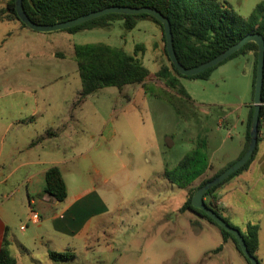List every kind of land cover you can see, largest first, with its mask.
Masks as SVG:
<instances>
[{
    "label": "rangeland",
    "instance_id": "obj_1",
    "mask_svg": "<svg viewBox=\"0 0 264 264\" xmlns=\"http://www.w3.org/2000/svg\"><path fill=\"white\" fill-rule=\"evenodd\" d=\"M218 1L229 4L247 18L263 0ZM6 3L7 0H0V8ZM20 27L18 21H0V115L32 116L29 101L33 108L37 106L28 94L32 89L40 108L35 118L37 127L57 122V129L60 119L71 118L72 138L80 143V150L89 149L94 137L98 140L100 147L90 155L96 166L101 167V175L95 173L89 162L81 163L84 184L94 182L108 190L110 197L127 198V207L144 208L127 222L130 226L121 237L127 243L138 233L130 244L141 252L137 258L123 262L248 264L232 241H224L219 227L189 210L182 211L187 192L166 180L164 173L173 172L191 154L197 156L191 172L205 171L209 162L218 168L242 148L246 132L242 121L254 103V55L228 60L208 80L181 78L189 100L155 76L154 64H161L155 58L154 62L143 61L154 72L144 86H128L124 91L103 89L77 105L82 79L74 59L76 45L103 43L122 48L130 55H134L137 45L142 50L146 47L145 56L154 57L153 44L160 28L150 20L139 21L131 31L117 20L109 28L77 34L66 31L34 34L33 30L21 34ZM33 35L42 38L34 40ZM138 53L141 58L143 51ZM161 53L169 66L165 53ZM226 118L233 126H220V121ZM229 135L232 139L228 140ZM205 173L194 181V188L215 175ZM66 180L72 187L71 179ZM220 195L225 199L223 191ZM142 198L141 203L136 201ZM219 247L222 249L217 252ZM74 264L91 262L83 255Z\"/></svg>",
    "mask_w": 264,
    "mask_h": 264
},
{
    "label": "crops",
    "instance_id": "obj_2",
    "mask_svg": "<svg viewBox=\"0 0 264 264\" xmlns=\"http://www.w3.org/2000/svg\"><path fill=\"white\" fill-rule=\"evenodd\" d=\"M25 32L31 31L19 28V33ZM32 38L40 40L42 37L33 35ZM153 45V51H156L154 57L145 56L146 47L144 50L141 48L143 56L140 58L138 53L137 57L143 65L145 60L154 62L155 58H159L161 64H154L157 68L154 72L157 73L167 64L161 57V51L164 52L162 32ZM249 55L253 56L252 53ZM154 72L150 71L151 75ZM127 87H124L123 91ZM32 92L34 90H28L29 97L35 99L37 105L33 108L32 102L29 101L32 116L20 114L10 118L0 115V252L7 239L10 253L17 264H74L78 257L83 255L91 264H125L123 261L137 258L141 250L132 247L130 243L138 233H134V237L130 241L128 239L127 243H124L121 237L130 226L127 222L132 221L134 215L144 211L143 206L129 208L126 206L129 203L127 198L110 197L108 190L102 189L94 182L84 184L81 163L89 162L95 173L101 175V167L96 166L95 159L90 155L95 148L100 147L98 140L94 137L89 149L80 150V143H75L72 138L73 127L69 126L71 118L60 119L57 129V122L37 127L35 118L39 115L40 108L35 92ZM248 117L249 114L242 121L245 130ZM220 126L231 127L233 123L226 118L220 121ZM235 129H239L238 125ZM48 131H51L50 135L47 134ZM243 136L241 149H237L234 155L218 168L209 162L204 173L207 171L209 174H217L237 161L245 144V134ZM229 139H232L230 135ZM52 167L61 170L66 182L68 196L64 202L45 194L46 173ZM89 173L87 174L91 176ZM66 177L71 179L72 187L68 186ZM218 190L215 193L216 204L231 224L235 222L238 225L232 224L233 226L242 232L246 231L248 225L259 227V248L256 256L259 264H264V120L254 161L247 170ZM222 191L225 199L220 195ZM238 198L244 200L241 202ZM143 200L144 198L136 199L140 203ZM31 211L40 216L37 224L30 221ZM51 252L71 253L74 258L68 261H54L50 257Z\"/></svg>",
    "mask_w": 264,
    "mask_h": 264
},
{
    "label": "trees",
    "instance_id": "obj_3",
    "mask_svg": "<svg viewBox=\"0 0 264 264\" xmlns=\"http://www.w3.org/2000/svg\"><path fill=\"white\" fill-rule=\"evenodd\" d=\"M23 5L28 17L38 25H54L67 22L80 16L113 6L132 8L151 7L160 11L169 19L173 33L175 53L181 65L187 69H194L216 58L239 43L247 35L261 34L264 37V0L256 5L247 18L238 14L229 4L218 0H23ZM117 20H121L124 28L128 31L134 30L141 20H150L160 28L164 44V53L170 65L162 66L155 76L163 81L170 89L175 90L188 100L190 96L182 87L180 82L181 78L208 80L212 72L223 63L237 56L249 53L254 55L255 80L253 90L255 93L258 45L254 42L247 43L240 51L220 65L200 75L187 77L178 72L168 56L163 25L150 15L109 14L62 31H66L70 34H77L82 31L106 29ZM0 21H18L22 28L31 30L19 19L16 12L15 0H7L5 7L3 9L0 8ZM74 49V59L82 79V90L78 97L77 105L84 103L89 96L103 89L117 88L118 90H122L126 86H144L151 76L150 71L137 57L138 52L141 50L139 46H136L134 55L128 54L122 48H115L103 43L76 45ZM253 114L254 107L250 106L245 132V144L240 157L237 161L219 171L212 178L202 181L196 188L193 187L194 181L204 174V171L196 172V170L195 172H191L193 165L197 161V156L194 154L187 155L173 172L166 171L164 173L167 180L187 192L188 198L182 211L189 210L219 227L222 231L224 241H232L248 264H251V262L242 253L236 238L217 225L203 211L195 208L192 204V200L202 186L222 174L245 155L251 141L250 132ZM263 120L264 83L262 89L259 134L261 132ZM50 134L51 131H49V135ZM257 151L258 145L255 153L244 167L220 185L209 190L204 196V201L210 209L222 220L242 233L250 253L255 258H257L256 253L259 248V227L248 225L246 231L242 232L239 228L233 226L230 221L224 217L222 210L217 206V197L215 193L229 180L247 170L254 161ZM45 181V194L55 198L59 202H64L68 196V191L61 170L58 167L50 168L46 173ZM9 246V241L5 239L0 252V264H17V261L10 253ZM221 249L222 248L219 247L216 251L219 252ZM50 257L54 261H68L74 258V255L71 253L58 254L51 252Z\"/></svg>",
    "mask_w": 264,
    "mask_h": 264
},
{
    "label": "water",
    "instance_id": "obj_4",
    "mask_svg": "<svg viewBox=\"0 0 264 264\" xmlns=\"http://www.w3.org/2000/svg\"><path fill=\"white\" fill-rule=\"evenodd\" d=\"M15 3H16V12L21 22L31 30L39 33L62 31L101 18L109 14L150 15L155 19H157L164 27L166 42H167L166 49L168 52V56L172 61L174 67L178 70V72L181 75L187 77L200 75L201 73L206 72L207 70L220 65L221 63L229 59L231 56H233L235 53L240 51L247 43L254 42L258 45L257 78L255 84L254 103H253L254 114L251 123V132H250L251 141L249 148L245 153V155L237 163H235L234 165L229 167L226 171H224L222 174H220L219 176H217L216 178H214L213 180L207 182L204 186H202L194 196L192 200V204L195 208L203 211L222 229L229 232L236 238L242 253L251 262V264H259L257 258H255L250 253L242 233L238 229L226 223L212 209H210L204 201V196L209 190L220 185L221 183L226 181L230 176H232L242 167H244L251 159L257 148L258 139H259L260 115H261V107H262V89L264 83V37L261 34L247 35L239 43L232 46L231 48H229L228 50H226L216 58L194 69H187L181 65L175 53L174 44H173V33L169 19L165 17L160 11L153 9L151 7L132 8V7L113 6L80 16L76 19L67 22L57 23L54 25H38L28 17L24 9L23 0H15Z\"/></svg>",
    "mask_w": 264,
    "mask_h": 264
},
{
    "label": "built area",
    "instance_id": "obj_5",
    "mask_svg": "<svg viewBox=\"0 0 264 264\" xmlns=\"http://www.w3.org/2000/svg\"><path fill=\"white\" fill-rule=\"evenodd\" d=\"M30 221L33 223V224H37L39 221H40V216L37 212L35 211H31V218H30ZM22 229H25V227H22Z\"/></svg>",
    "mask_w": 264,
    "mask_h": 264
}]
</instances>
